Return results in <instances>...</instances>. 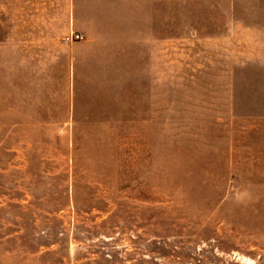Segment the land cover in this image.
<instances>
[{
	"label": "rangeland",
	"instance_id": "obj_1",
	"mask_svg": "<svg viewBox=\"0 0 264 264\" xmlns=\"http://www.w3.org/2000/svg\"><path fill=\"white\" fill-rule=\"evenodd\" d=\"M0 264H264V0H0Z\"/></svg>",
	"mask_w": 264,
	"mask_h": 264
},
{
	"label": "built area",
	"instance_id": "obj_2",
	"mask_svg": "<svg viewBox=\"0 0 264 264\" xmlns=\"http://www.w3.org/2000/svg\"><path fill=\"white\" fill-rule=\"evenodd\" d=\"M82 37H83L82 33L71 28L65 33L63 39L66 42H71L73 40H79Z\"/></svg>",
	"mask_w": 264,
	"mask_h": 264
}]
</instances>
